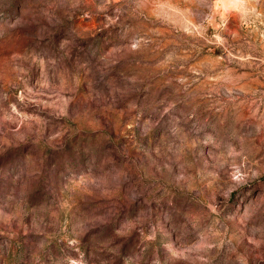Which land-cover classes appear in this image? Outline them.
Masks as SVG:
<instances>
[{"label": "rangeland", "instance_id": "obj_1", "mask_svg": "<svg viewBox=\"0 0 264 264\" xmlns=\"http://www.w3.org/2000/svg\"><path fill=\"white\" fill-rule=\"evenodd\" d=\"M0 264H264V0H0Z\"/></svg>", "mask_w": 264, "mask_h": 264}]
</instances>
